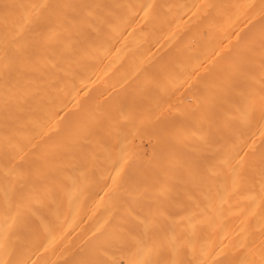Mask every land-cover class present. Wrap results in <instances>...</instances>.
I'll list each match as a JSON object with an SVG mask.
<instances>
[{
  "label": "bare ground",
  "instance_id": "bare-ground-1",
  "mask_svg": "<svg viewBox=\"0 0 264 264\" xmlns=\"http://www.w3.org/2000/svg\"><path fill=\"white\" fill-rule=\"evenodd\" d=\"M0 264H264V0H0Z\"/></svg>",
  "mask_w": 264,
  "mask_h": 264
},
{
  "label": "rangeland",
  "instance_id": "rangeland-1",
  "mask_svg": "<svg viewBox=\"0 0 264 264\" xmlns=\"http://www.w3.org/2000/svg\"><path fill=\"white\" fill-rule=\"evenodd\" d=\"M184 78V80H187L189 83H190V76H184L183 77ZM162 80V79H161ZM160 79L158 80V82H160L161 81ZM187 81H185V83H188ZM157 82V83H158ZM165 82V80H162L160 83H162L163 85L165 84L164 83ZM158 85H160V84H158ZM163 85H161V86H163ZM188 85V84H187ZM131 93H133V91L131 92ZM134 93H136L135 92V90H134ZM158 95V94H157ZM133 96V95H132ZM159 96V95H158ZM160 99H161V97H160ZM201 99H203V98H201ZM188 100H189V98L187 99V103H188ZM182 102H185V105L187 104L186 103V99L183 101V100H181ZM180 100L179 101H177V100H175L174 101V105H173V107L172 108H174V109H168V111H169V113L170 114H172V112L174 113V110L178 107V106H180L179 105V102H181ZM156 102V101H155ZM181 102V103H182ZM189 102H190V100H189ZM154 103V102H153ZM197 103H199V104H202L201 103V100L200 101H197ZM158 103L156 102L155 103V105L156 106H158L157 105ZM153 105V104H152ZM154 105V107H151L150 109H148V110H146V111H142L141 113H140V115H139V125L140 124H142V125H140V127H139V125H138V123H137V126L138 127H134L133 128V130H132V132H128V134H127V140H128V138H131V141H132V143L134 142V141H136V140H139L140 142H141V146H143L142 147V149H144V155H145V158H147V159H149L150 158V156H149V152H150V150L148 149L149 148V146H148V140H151V141H158V139H160V137H161V133L163 134V131H164V134H165V132H167L168 134H167V136L169 135H171L172 136V138H170V141H168V144H174V143H179V145L181 144V146H184L185 144L187 145V144H189L190 142H188V143H186L188 140L189 141H191V143L190 144H192V141H193V143H194V141H195V145L194 144H192V145H194L195 146V149H194V151H192V155H191V151H187V150H183L185 153V155H186V151L187 152H189V156L191 155V156H194V157H192L191 159L193 160L195 157V160L198 158V160H200L202 157H205L208 153H209V151H210V146L212 145V141L210 140V139H208L205 135H203L204 133L203 132H205V130L207 129L206 128V126H204L205 127V129L203 128V131L202 130H197V132L195 133L194 131L190 134V132L188 133V132H186V134H185V132H183L184 134H185V136H188L189 134L191 135V137L193 136L194 138H193V140H190V139H192V138H190V139H188L189 137H186L185 139H187L186 140V142L184 141V139L182 138L183 136L181 135V137L179 136V134L177 135L176 133H172L171 131H175L176 130V128H175V125L174 124H172V126H169V127H167V125H163V123H160L159 124V122L160 121H158L159 120V118H157V116L158 115H160V114H158L159 113V110H157V107ZM185 105L183 104V106L185 107ZM177 106V107H176ZM181 106H182V104H181ZM180 106V107H181ZM188 106V104L186 105V107ZM189 106H190V104H189ZM202 106H203V104H202ZM183 107V109H185ZM199 107V106H198ZM201 107V106H200ZM199 107V108H200ZM188 108V107H187ZM187 108L185 109L186 111H187ZM190 108V107H189ZM205 108L207 109L208 107H206L205 106ZM179 109V108H178ZM177 109V110H178ZM177 110H175V111H177ZM181 110H182V108L180 109V111L178 110V112H181ZM202 109L200 108V111H201ZM185 111V112H186ZM146 112V113H145ZM153 112H155L156 113V115L153 113ZM185 112H184V110L181 112L182 114H185ZM203 112H204V114H203ZM203 112H202V114L204 115V118H203V120H205V121H207V122H209V120H207V119H205V116H207L209 113H210V111L208 112V113H206L204 110H203ZM153 114H154V117L156 116V118L154 119V117H152L153 116ZM127 115V114H126ZM123 117H126L125 115L123 116ZM158 119V120H157ZM141 121H144L143 123H141ZM158 122L157 124H153V122ZM155 126V128H152V126ZM173 125H174V128L173 129H171V127H173ZM203 125H205L204 123L202 124V126ZM153 126V127H154ZM177 126V125H176ZM201 126V127H202ZM200 127V126H199ZM208 127H210V125H208ZM202 129V128H201ZM195 130V129H194ZM111 132L110 133H112V131H114V133L116 132V130L115 129H112V130H110ZM183 131V130H182ZM202 131V132H201ZM176 132V131H175ZM130 133V134H129ZM183 133H181V134H183ZM183 134V135H184ZM205 136V137H204ZM104 137V136H103ZM106 137V136H105ZM109 137H112V134H110L109 135ZM101 138V137H100ZM113 138V137H112ZM133 138V139H132ZM163 138H166V135H165V137H164V135H163ZM182 140L183 139V141H184V143H183V141H181L182 143H180L179 142V140ZM195 139V140H194ZM130 140V139H129ZM128 140V141H129ZM169 140V139H168ZM131 141H129V142H131ZM159 141H161V139L159 140ZM144 144V145H143ZM183 144V145H182ZM191 146V145H190ZM152 146H150V148H151ZM186 149H187V147H186ZM129 150V151H128ZM128 150L126 151L127 153L124 155V159L123 160H126V162L127 163H129L130 161H131V159H133V157H135V156H137V155H139L138 154V152H136V151H134V149L132 150V145H131V147H130V149L128 148ZM181 150V149H180ZM181 150V151H182ZM182 151V152H183ZM181 152V153H182ZM181 153H180V155H181ZM183 154V153H182ZM188 154V153H187ZM184 155V156H185ZM187 156V155H186ZM190 156V157H191ZM180 157H183V156H180ZM179 157V158H180ZM185 158V160H186V157H184ZM187 158H188V156H187ZM191 159H189V160H191ZM145 160V159H144ZM183 161H184V159H182ZM148 162L149 160H145V162ZM187 161V160H186ZM144 162V163H145ZM146 162V163H147ZM145 163V164H146ZM144 164V165H145ZM142 165H143V163H142ZM210 167H212V166H206L204 163H202V165H200L199 166V168H198V170L203 174V173H205V171L207 170V171H209L210 170ZM143 168H145V167H143ZM198 170H196L195 172H198ZM190 171V170H189ZM187 172V174H188V171H186ZM191 172V171H190ZM200 172H198V175H199V173ZM117 173H118V171H117ZM116 173V174H117ZM200 173V174H201ZM116 174H114V175H116ZM201 176V175H200ZM190 181V180H189ZM226 234H227V232H225V230L224 229H222V230H220L219 231V233H217V234H215V239H218V240H221V238L222 239H224L225 237H226Z\"/></svg>",
  "mask_w": 264,
  "mask_h": 264
}]
</instances>
